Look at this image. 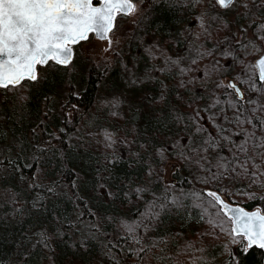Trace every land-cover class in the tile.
I'll return each mask as SVG.
<instances>
[{
	"label": "snow or ice",
	"instance_id": "obj_1",
	"mask_svg": "<svg viewBox=\"0 0 264 264\" xmlns=\"http://www.w3.org/2000/svg\"><path fill=\"white\" fill-rule=\"evenodd\" d=\"M162 10L181 13L176 23L183 26L165 27L157 15ZM81 66L95 69L97 78L83 75ZM59 71L71 75L61 90L43 96L44 119L37 117L30 129L36 142L29 147L23 136H13L0 146V154L7 153L0 176L15 175L36 193L25 212L19 185L0 181V202L13 205V216H32L15 241L12 264H28L37 248L40 264H57L67 228L78 237L73 247L84 251L97 240L103 246L102 255L88 264H149L143 253L159 244L167 248L169 238L150 246L144 243L147 233L161 212L189 196L207 227L178 245L189 253L183 260L172 250L166 257L157 253V259L208 264V236L219 241L212 247L224 257L221 264H253L255 252L264 253V211L259 206L249 211L239 202L245 197L264 203V0H0L3 103L11 90L13 114L22 120L30 99L25 90ZM90 83L98 92L90 122H104L105 165L92 175L81 166L67 170L63 195L71 193L78 211L68 219L57 204L63 175L45 182L54 146L40 136L59 141L67 134L66 127L57 136L42 125L57 111L71 124ZM116 144L127 153V171L120 176L115 172L120 157L109 151ZM65 159L61 151L56 165L65 167ZM24 167L33 171L25 176ZM180 169L187 172L182 179L204 185L202 191H173L176 183L166 175ZM161 181L162 190L156 188ZM121 235L132 245L121 247ZM255 264H264V255Z\"/></svg>",
	"mask_w": 264,
	"mask_h": 264
},
{
	"label": "trees",
	"instance_id": "obj_2",
	"mask_svg": "<svg viewBox=\"0 0 264 264\" xmlns=\"http://www.w3.org/2000/svg\"><path fill=\"white\" fill-rule=\"evenodd\" d=\"M158 18H162V23L165 27L175 25L179 27L181 23H176L177 20L180 19L181 13L175 10H162L158 14ZM134 51H139L133 45ZM90 75L91 80H95L97 78V72L93 68L88 69L87 74H83L86 77ZM69 76L67 71H59V72H49L47 78L43 80L40 84L34 85L30 90H26L27 95L30 97L23 108L24 118L21 120L19 113L13 114V110L11 105L13 104V100L11 99L13 93L11 90L8 92L9 99L6 104L3 103L4 97L3 93L0 92V106L5 107L7 109L6 114L0 113V134H6V138L4 136H0V146L7 143L12 139L13 136L21 137L27 141H29V147L31 144H34L36 141L32 139L30 129L34 126L36 122V118L39 117L40 120L44 119L43 109H44V95H53L56 91L61 90V85L64 80ZM88 95L87 98H81V111L79 113H74V120L71 124H66L64 117L62 114L57 111V115L55 117L50 116L48 118V122L42 125V127L47 128L48 131H55L57 136L60 135V129L67 128V134L63 135V138L59 141L52 140L49 141L46 135L41 134L40 139L44 143H48L50 147L54 146L55 155L51 152L48 153V160L51 163L47 164V168L49 169L48 175L45 177V182L47 180H57L60 179L63 175L62 183L60 188H58V192L61 193L57 200L58 207H60L61 212L68 218L72 219L78 214L76 209V205L73 203V198L71 197V193L69 192L67 196L63 195V192L66 189L63 188V185L67 183V170L70 168L81 166L84 172L88 175H92L97 168L103 167L105 165L104 154H100L98 151H93L91 149L82 147L81 145L90 146L93 148L90 143L92 142V137L88 135V132L94 133L101 130L104 127V122L102 120L90 122L92 120L91 112L95 109L98 92L94 84L88 85ZM75 99L73 103H75ZM87 103L88 108L84 109L83 104ZM55 121V122H53ZM40 131V129H38ZM71 137V139H70ZM82 137V138H81ZM84 137H88L89 141H83ZM63 151L65 153V167L60 168L56 165L55 160L59 157V153ZM4 154H0V161L4 159ZM31 162L25 161V163ZM25 176H28L32 169H28L24 167L22 169ZM125 171H127V163L120 157L119 162L116 164L115 172L117 176L122 175ZM174 173L171 174V177ZM174 180V179H173ZM0 181H6L9 184H17L19 185L17 191L20 193L18 196V200L24 204V211L27 212L29 205L27 201L31 199L33 195H36L35 192L30 193L27 189V185L21 183L15 175L10 177L0 176ZM176 183L175 187H178L180 190H176L175 192L179 194L182 191H194L201 190L202 185L198 183L196 186L195 183H189L186 180L181 182L174 180ZM3 183H0V187H3ZM157 189H161L156 186ZM175 188V189H178ZM191 196L181 201L180 206L170 207V210H165V213L159 216V221L156 224V227L151 229L147 233V239H157L158 238H169V243L167 246V250L174 251L177 255H181L179 251L178 245H183L185 237H191L188 234L187 224L185 226L184 221L187 218H190L188 213H191V221H198V217L200 214V209L197 208ZM241 206L245 207L248 210H254L257 206L264 211V203L257 200H250L241 204ZM80 210H84L83 206H81ZM144 211V209H142ZM13 205L8 203L0 202V264H12V260L14 257L11 255L12 250L16 247L15 241L21 238V233L25 232L32 223V216L24 215V216H13ZM134 216L137 214L135 211L132 212ZM84 219L87 221L90 217L86 214ZM72 228H67L66 231L69 233L67 237H65V243L60 244L58 247V262L57 264H65L67 261L73 260H82L84 264H88L89 260H95L97 256H99L102 252L103 246L100 244L99 240L93 242L87 250L81 251L75 247H73L74 238L71 235ZM113 229L111 228L112 232ZM180 235L177 236L176 234ZM194 234V233H193ZM146 239V240H147ZM182 239V240H180ZM129 245H132V241L129 242ZM135 247V245H133ZM165 248V246L162 244ZM161 246V247H162ZM174 246V247H173ZM166 252L164 253L166 257ZM42 255L41 249L37 248L33 250L32 256L29 258L28 264H40V257ZM264 253H261L257 250L254 254L253 264H255V260L261 258Z\"/></svg>",
	"mask_w": 264,
	"mask_h": 264
},
{
	"label": "rangeland",
	"instance_id": "obj_3",
	"mask_svg": "<svg viewBox=\"0 0 264 264\" xmlns=\"http://www.w3.org/2000/svg\"><path fill=\"white\" fill-rule=\"evenodd\" d=\"M125 22L122 21V32L126 34V29L123 28V24ZM183 24L181 23L179 27H182ZM93 42L95 43V38L93 37ZM90 67H86V66H81V73L82 74H87L88 73V69ZM69 75H71V73L67 72ZM27 90V89H26ZM25 90V92H26ZM27 94V92H26ZM96 133H101V135L97 136ZM123 133H121L122 135ZM92 137V142L90 143V145L93 147L91 148L90 146H86V145H81L82 147L85 146V148H88V149H91L93 151H98L100 152V154H104L105 153V145L103 143H101V140L103 139V136H102V132L101 130L97 131V132H94L93 135H90ZM83 141H89L88 137H84L82 142ZM116 151L117 155L119 157H124V155H126V148L125 146H121L120 144H116L114 146V149H109V151ZM179 174L177 173H174L173 176L171 177V174L172 173H169L166 175V179L167 180H177L179 182L183 181L184 179H182L183 176H187V172L184 171L183 169H180L178 170ZM193 183L196 184V186L198 185V182H195L193 181ZM156 186L160 187V188H163V181H161L160 183H158ZM204 185H202V188H201V191L203 189ZM175 188H178V187H175ZM173 189V191H176V190H180L179 188L178 189ZM182 191V190H181ZM256 191H259V189H256ZM188 192V191H187ZM251 199H248V198H245V197H240L239 198V202L241 204L245 203V202H248L250 201ZM193 202V200H191ZM142 209L141 208L139 211L142 212ZM168 210H170V208H168ZM137 214V212H135ZM165 211L161 212L160 215L164 214ZM138 215V214H137ZM132 216L133 213H132ZM187 224V227H188V234L191 235V237H195L199 234V231L202 227L206 228L207 227V224L206 222H201V221H195V222H192L191 221V218H187L185 221H184V224L182 225V228L183 226H185ZM74 231V229L72 230V232ZM106 232H110L111 231V228H106L105 229ZM71 232V233H72ZM194 233V234H193ZM225 237V234H221V239L223 240ZM74 239L78 238V237H73ZM119 243H120V246L121 247H124V248H127L129 246V242L131 241L130 238L128 239H125L123 238V236L121 235L119 238ZM182 240V239H180ZM157 242L158 243V240L157 239H152V238H149L147 240L144 241V243H147L149 244L150 246L153 244V242ZM219 241H216L214 237H211V236H208L205 238V245H206V252H205V255L208 257V264H221L222 260L224 259V257L220 256L219 254V250L217 248H214L212 247L213 244H218ZM142 246V245H141ZM162 244H159V246L157 248H154L152 251H145L143 253V255L145 256L146 260L149 262V264H165V260L163 259H157V253H159L160 256L162 257H165L164 253L166 252V248H164ZM174 247V246H173ZM161 249H164V251H160ZM189 253H181V255H177L178 257H180V259L183 260V258L188 255ZM192 255H195V256H199L200 253L199 252H194V253H191ZM102 255V252L101 254ZM66 264V263H65Z\"/></svg>",
	"mask_w": 264,
	"mask_h": 264
},
{
	"label": "water",
	"instance_id": "obj_4",
	"mask_svg": "<svg viewBox=\"0 0 264 264\" xmlns=\"http://www.w3.org/2000/svg\"><path fill=\"white\" fill-rule=\"evenodd\" d=\"M243 207V206H242ZM248 210V209H247ZM249 211H252V210H249Z\"/></svg>",
	"mask_w": 264,
	"mask_h": 264
}]
</instances>
